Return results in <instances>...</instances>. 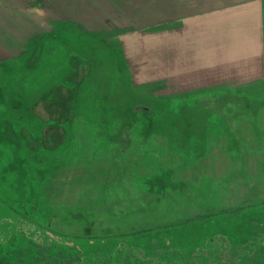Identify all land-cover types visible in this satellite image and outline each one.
<instances>
[{
	"label": "rangeland",
	"instance_id": "1",
	"mask_svg": "<svg viewBox=\"0 0 264 264\" xmlns=\"http://www.w3.org/2000/svg\"><path fill=\"white\" fill-rule=\"evenodd\" d=\"M261 3L0 0V264H264Z\"/></svg>",
	"mask_w": 264,
	"mask_h": 264
},
{
	"label": "crops",
	"instance_id": "2",
	"mask_svg": "<svg viewBox=\"0 0 264 264\" xmlns=\"http://www.w3.org/2000/svg\"><path fill=\"white\" fill-rule=\"evenodd\" d=\"M256 2L257 4H262L260 0H251ZM264 14H255V17L251 16L250 19L246 20H240L239 23H236L235 27H231L232 29H225V37H228L230 34L234 37H239L240 39L237 41H234L229 45L233 46L232 48H225L223 52L233 51V52H247V57H239L238 60L240 61H249L254 63H247V66L245 67L247 69V75L248 76H256L255 72L257 74H260V77L264 76ZM247 24L254 25L255 31H248L247 28H244ZM230 31V34H229ZM256 34V35H255ZM261 34V35H260ZM246 38V39H242ZM227 41V40H226ZM243 41H245V44L248 45L249 42L250 45L247 46L244 50ZM209 52H212L211 49L208 50ZM253 73V74H252ZM246 76V77H248ZM264 79V78H263ZM264 80L258 81L263 82ZM232 83L235 84H242L239 81H233Z\"/></svg>",
	"mask_w": 264,
	"mask_h": 264
},
{
	"label": "trees",
	"instance_id": "3",
	"mask_svg": "<svg viewBox=\"0 0 264 264\" xmlns=\"http://www.w3.org/2000/svg\"><path fill=\"white\" fill-rule=\"evenodd\" d=\"M88 260V259H87ZM87 260H85L84 262H82V263H88V261ZM81 264V263H80Z\"/></svg>",
	"mask_w": 264,
	"mask_h": 264
}]
</instances>
